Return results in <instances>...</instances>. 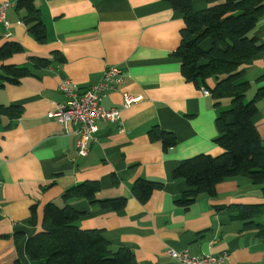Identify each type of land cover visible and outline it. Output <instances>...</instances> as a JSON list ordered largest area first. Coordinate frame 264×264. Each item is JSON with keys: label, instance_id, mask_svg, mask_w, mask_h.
Masks as SVG:
<instances>
[{"label": "crops", "instance_id": "1", "mask_svg": "<svg viewBox=\"0 0 264 264\" xmlns=\"http://www.w3.org/2000/svg\"><path fill=\"white\" fill-rule=\"evenodd\" d=\"M17 1L0 0L11 4L6 12L9 29L0 24V47L18 42L25 52L5 64L23 66L31 57L50 58L55 52L65 62L36 70L35 76L0 91L1 104L24 109L9 129L7 118L0 124V264L18 259L30 264L26 241L41 232L45 205L62 207L66 190L90 180L101 184L98 200L125 197L127 206L116 212L73 201L82 214L77 226L101 231L113 251L130 250L137 264H176L170 249L188 250L193 256L226 253L224 264H264V240L225 210L231 205H264L261 187L237 177L219 184L215 198L200 195L188 209L175 203L189 190L185 182L173 179L180 163L224 152L215 142L221 109L185 80L181 61L172 57L181 42L183 15L160 0H35L48 34L41 45L28 33ZM209 6L208 0H193L197 12ZM252 36L264 43V18ZM109 67L122 69L124 82L102 105L119 109L121 124L99 122L89 154L80 157L77 127L66 130L48 115L66 102L59 90L63 79L87 90ZM242 67L252 85H264L256 83L264 73V53ZM208 85L213 87L215 80ZM123 92L136 99L130 107L123 106ZM258 108L253 122L264 143V101ZM156 126L176 135L174 148L165 152L161 142L150 140L148 132ZM139 179L163 182L164 189L141 204L131 191ZM34 206L37 223L32 225ZM256 221L264 222V217Z\"/></svg>", "mask_w": 264, "mask_h": 264}, {"label": "trees", "instance_id": "2", "mask_svg": "<svg viewBox=\"0 0 264 264\" xmlns=\"http://www.w3.org/2000/svg\"><path fill=\"white\" fill-rule=\"evenodd\" d=\"M179 11L184 18L181 42L172 57L181 61V74L187 82L199 90L205 89L221 108L230 101L228 110H221L216 118L219 132L216 144L224 152L219 156L200 154L183 160L173 172L175 181H183L189 187L177 206L188 209L200 195L217 196V186L226 180L244 177L252 186L261 187L264 194V143L253 120L264 101V86L257 89L253 99L247 101L252 83L247 80V70L242 66L264 53V43L252 36L260 20L264 18V0H208L210 5L195 11L193 0H160ZM16 10L22 12V22L28 33L41 45L47 43V27L35 0H18ZM210 43L209 48L205 45ZM18 42H6L0 47V91L7 85H18L23 78L35 76L36 70L49 68L53 63L62 64L64 56L55 52L50 58L31 57L26 65L5 64L15 55L23 54ZM215 80L209 87L208 81ZM264 82V73L257 84ZM21 106H5L0 103V124L8 119L6 129L22 117ZM148 136L152 142H161L165 152L177 145L174 133L153 127ZM164 189V183L146 179L137 180L132 195L146 204L152 195ZM99 181L90 180L66 190L60 207L54 202L45 205L41 232L26 241L25 253L30 264H137L128 249L113 251L99 230H82L77 222L82 214L71 202L85 200L102 209L122 211L127 198L98 200ZM225 210L233 213V220L244 223V229L257 232L264 240V205H231ZM32 225L37 223L36 208H32ZM17 238L19 236H16ZM14 264H22L18 259Z\"/></svg>", "mask_w": 264, "mask_h": 264}, {"label": "built area", "instance_id": "3", "mask_svg": "<svg viewBox=\"0 0 264 264\" xmlns=\"http://www.w3.org/2000/svg\"><path fill=\"white\" fill-rule=\"evenodd\" d=\"M11 7L9 3L0 4V24L9 29V22L6 19V12ZM11 34L8 32L7 37ZM124 82V71L118 67H109L103 73L102 79L87 90H81L69 79H63L59 90L66 98V102L58 104L49 113V118L58 121L66 130L69 125L77 127V154L86 157L90 152V144L95 141L98 132L99 122H110L121 124V112L119 109H106L103 107V100L111 93L121 89ZM205 97L210 93L201 89ZM124 108L130 107L136 99L128 93L123 92ZM2 181L0 180V186ZM168 254L176 264H224L229 256H193L188 250L178 251L170 249Z\"/></svg>", "mask_w": 264, "mask_h": 264}, {"label": "rangeland", "instance_id": "4", "mask_svg": "<svg viewBox=\"0 0 264 264\" xmlns=\"http://www.w3.org/2000/svg\"><path fill=\"white\" fill-rule=\"evenodd\" d=\"M260 86L263 87L264 85H259V87L256 88V85L253 84L252 90L247 95V101L248 102L253 99L257 89L260 88ZM223 103H224V101H223ZM223 103H222V107L220 109L221 110H228L230 108V101L229 100H225V103L224 104Z\"/></svg>", "mask_w": 264, "mask_h": 264}]
</instances>
